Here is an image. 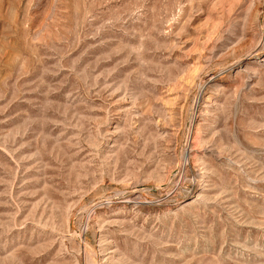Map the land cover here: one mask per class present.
<instances>
[{"label":"rangeland","instance_id":"rangeland-1","mask_svg":"<svg viewBox=\"0 0 264 264\" xmlns=\"http://www.w3.org/2000/svg\"><path fill=\"white\" fill-rule=\"evenodd\" d=\"M0 264H264V0H0Z\"/></svg>","mask_w":264,"mask_h":264}]
</instances>
